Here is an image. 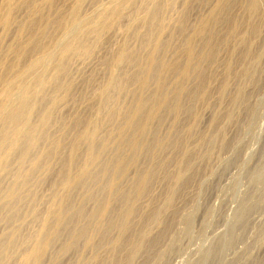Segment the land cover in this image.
I'll return each instance as SVG.
<instances>
[{"label":"bare ground","instance_id":"obj_1","mask_svg":"<svg viewBox=\"0 0 264 264\" xmlns=\"http://www.w3.org/2000/svg\"><path fill=\"white\" fill-rule=\"evenodd\" d=\"M36 1L38 0H0V64L4 65L5 70L0 74V83L2 87H6V92L0 90V95L5 102L6 99L9 100L7 105L3 100L0 104V218L7 223L5 227L0 225V264H62L61 260L71 252L73 257L70 255L67 264H102L101 243L109 245L115 254L109 264H130V260L141 252L151 251L150 248L157 243L158 236L148 237L150 229H147L150 219L159 216L158 209H152L151 216L145 215V219L141 216V225L136 227V223L131 222L135 219L133 214H136L139 205L136 201L140 196L143 197L152 179L160 173L162 151L169 146L182 149L185 144L184 135L180 136L181 121L178 118H183L185 114L192 116L196 100L207 93L209 67L217 59L221 42L226 39L225 35L221 38V35L215 33V26L221 20L220 23L229 25L233 34L239 35L243 22L233 18L235 14L233 15L234 9L229 4L231 0H217L216 6L206 17L207 20L195 31L196 36L200 37L198 44L193 37L180 36L183 38L181 41L184 43V53H178L177 58L170 60L169 51L175 45V40H180L178 32L182 34L187 29L185 26L190 20L187 14L189 12H183L179 26L172 28L163 38L165 13L161 11L164 7L163 4H156V21L144 33L145 42L152 38L150 46H146L149 50L145 55L138 54L142 58L136 64V70L133 74H128L138 82V89L125 91L121 88L117 93H113L112 89V107L116 105L118 116L110 122L111 129L100 132L97 142H92L88 132L91 131L92 134L94 130L95 133L98 131L97 120L76 115L67 121L60 109L59 113L62 115L56 113L55 106L59 94L69 95L75 85L77 88L83 87L72 78L69 50L78 49L88 54L91 53L94 42L103 44L106 39H110L107 35L109 24L115 19L124 22L123 4L113 6L98 25L90 28L91 32H96L95 37L91 40L89 37L79 38L78 44H72L85 23L90 24L91 16L83 14L85 10L82 11V0H78L69 13L62 12L52 20L47 18L45 7L37 6ZM56 1L47 0L48 7L53 8ZM245 1L250 13L258 10L257 0ZM170 5L175 6L172 3ZM23 6L29 10V14L20 20L19 8ZM206 22L213 24L208 28ZM250 22H247V26L253 32L258 31L260 25ZM14 24L18 25L17 33L21 36L14 43H6L3 39L5 37L1 35L7 34ZM57 31L61 32L58 37L55 33ZM210 33H213V38ZM53 38L55 39L52 41ZM130 50L127 54L137 51L135 48ZM125 51L123 47L121 53L124 54ZM57 54H63L64 59H57ZM230 65L229 62L226 73L229 76ZM48 68L50 71L53 69L51 77H46ZM89 79H92L91 75ZM192 83L200 86L201 92L192 94ZM227 84L226 80L222 82V91L226 92ZM42 88L46 89L40 94ZM187 94H190L189 97ZM108 98L109 94L104 100L102 97V100ZM9 104L12 105L11 108ZM60 117L64 120H59ZM56 121H62V126ZM54 127L63 131L61 137L56 135L58 133L53 130ZM69 134L71 139L67 142ZM84 154L86 158L90 157L92 165H96L93 170H82L79 161ZM146 157L150 158V164L141 159ZM190 159L191 156L188 155L184 159V163L188 161L189 168L193 167V160ZM14 163H17L16 170L11 167ZM73 165H80L79 169L81 167L82 171L76 169L74 172ZM133 167L136 170L133 182L119 193L123 176L128 168ZM260 170L256 172L254 179L264 184V169ZM43 171L62 176L58 184L64 191L66 189V195L59 211L58 207H49L43 211L40 209L44 208H37L40 195L34 184L40 187L42 181H45ZM83 179L86 180L83 182ZM176 181L181 186L185 178L181 176ZM87 184H93L94 190ZM173 187L175 186H171L170 190L175 193ZM113 200L116 204L110 206V201ZM26 203L27 206L30 204L32 218L39 223L38 229L32 228L35 227L32 219L27 223L22 221V214L26 212L22 204ZM116 241L118 243L113 244ZM125 241L127 245H124ZM124 247H128L129 251L122 252ZM83 249H91V253L86 254Z\"/></svg>","mask_w":264,"mask_h":264},{"label":"rangeland","instance_id":"obj_2","mask_svg":"<svg viewBox=\"0 0 264 264\" xmlns=\"http://www.w3.org/2000/svg\"><path fill=\"white\" fill-rule=\"evenodd\" d=\"M77 1L57 0L55 6L49 8L47 0H38L36 5L44 6V11L46 10L48 14L47 18L52 20L62 12L68 11L69 13ZM235 1L231 0L229 4L234 9L233 18L243 22L241 33L233 34L229 25L227 26L224 22L220 23L221 20L216 24L215 33L221 35V38L222 35H225L226 39L221 42L217 59H214L217 60L216 63L213 60L214 62H211L209 67L210 78H207V93H204L200 99L196 100L195 98V104H197L194 105L192 116L185 114L183 118H178L182 128H180V136L184 135L185 144L182 149L169 146L162 151L160 173L155 176L156 179H152L151 184L147 187L148 191H145L143 197L140 196L141 198L139 197L136 201V204L139 205L136 214H133L135 219H132V224L135 222L136 227L140 226L141 216L145 219L146 216H151L152 209H158L159 216L151 218V222L149 220L147 229V231L150 229L148 237H158L154 249L150 248L151 251L139 253L138 256L130 260V264H201L202 262V264H264V184L254 179L256 172L264 169V0H257L258 10L254 13L247 10L245 0ZM186 2L188 3L186 4ZM171 3L176 7L170 5ZM216 3L217 0H82V11L85 10L83 14L91 16L90 24L85 23L80 30L81 33L72 41V44H78L79 38L89 37L91 40L95 37L96 32H91L90 28L98 25L103 20L104 14L110 12L116 4H123L125 23L115 19L111 25L109 24L107 35L110 39H106L103 44L94 42L91 53L84 54L78 49L69 50L72 78L83 87L73 86L72 92L68 93L70 96L66 93L59 94V103L57 102L55 106L56 113L59 116L61 113L66 114L67 116L63 115V118L65 117L64 119L67 121L76 115L97 120L98 131L95 133L94 130L92 134H90L91 131L88 132L91 137L90 141L97 142V135L102 131H109L111 129L110 122L118 116L116 105L112 107V89L113 93H117L121 88H124L125 91L138 89V82L132 80L128 74L135 72L136 64L142 58L138 54L145 55L149 50L152 38L149 42H145L144 33L156 21V4L158 6L163 4L164 7V10L161 11V13H165L163 38L169 31L171 32L172 28L179 26L180 16L189 12L187 14H189L188 20H190L187 22V27L185 26L187 29L182 34L178 32L180 35L176 33L179 36L175 35V37L178 36L180 40L177 38L174 48L171 47L170 51H172H169L168 57L173 60L177 58L178 53H184L183 38L180 36L193 37L198 44L200 37L196 36V32L204 23L203 21L207 20L206 17L216 6ZM25 7L19 8L18 19L20 20L29 14V10ZM248 21H251V24L256 23V26L260 25L258 31L253 32L247 26ZM206 24L209 28L213 22L211 24L206 22ZM17 27L18 25L14 24L7 34L1 35V37H5L3 38L4 42L14 43L19 39L21 35L17 33ZM9 32L11 33L8 37ZM55 33L58 37L61 32ZM211 34L213 38V33L209 35L211 36ZM109 37L107 36V38ZM147 45L148 47H146ZM123 47L126 49L124 54L121 53ZM134 48L137 49L136 52L127 54L131 51L130 49ZM55 57L59 60L64 59L63 54H57ZM113 58L115 61H112ZM229 62L231 63L229 67L231 76L226 74ZM47 70L46 77H51L53 69L50 71L48 68ZM4 71V65L0 64V74ZM90 75L91 80L89 79ZM223 80L228 82L226 92L221 89ZM192 84L190 86L192 94L201 92L200 86ZM5 89L6 87H2L0 83V90L6 92ZM44 90L42 88V91H39L40 94ZM108 94L110 101L108 99L103 101ZM128 95L130 97V94ZM187 95L189 97L190 94ZM1 100L6 105L9 102L7 99L5 102L2 95H0V104ZM12 105L9 104V108ZM63 118L60 117L59 120ZM62 121L55 123L58 122L57 124L62 126ZM68 128H70V123H68ZM53 130L58 133L56 134L58 137L63 135V131L57 130V127H54ZM70 139L69 134L66 141L69 142ZM187 155L191 156L190 160H193L191 168H189L188 161L184 163ZM82 157V160L79 159L82 170L90 171L96 167V165H92L89 156L86 158L84 154ZM141 159L145 163L149 162L150 164L151 162L148 157ZM83 162L85 163L83 164ZM89 163L92 166H89ZM13 165L11 167L16 170L17 163ZM80 165H73L74 172L76 169L79 172L82 171L81 167L79 169ZM135 172L134 167L128 168L123 176L119 193L131 185L136 175ZM48 173L43 171L44 177L46 179L49 177V179L42 181L40 187L36 183L34 184L40 195L37 208H44L40 209L43 211L49 207L55 209L58 207L59 211L66 195V189L64 191V188L58 184L62 178L61 175H53L51 171ZM181 176L185 178V181L180 184L181 186H178L176 178ZM85 180L83 179V182ZM93 186L92 184L88 187H92L91 189L94 190L95 186L94 188ZM171 186H175L173 188L177 192H172ZM114 204L116 201H110V206ZM27 205L28 203L22 204L24 212L26 211L22 214V221L27 223L32 219L34 222L32 225L35 226L32 228L38 229L39 223L32 218L30 204ZM0 221L3 222H0L1 227H5L6 220L1 217ZM117 243L118 241L113 244ZM127 244L125 241L124 245ZM101 245L102 264H109L115 254L109 245L104 246L102 243ZM220 246L221 248H219ZM83 251L86 254L91 253V249L90 251L83 249ZM128 251L129 248L124 247L122 252ZM72 254L73 252L63 258L62 264L65 261L67 264L68 258L73 257Z\"/></svg>","mask_w":264,"mask_h":264}]
</instances>
